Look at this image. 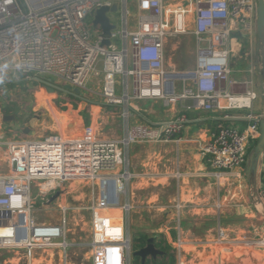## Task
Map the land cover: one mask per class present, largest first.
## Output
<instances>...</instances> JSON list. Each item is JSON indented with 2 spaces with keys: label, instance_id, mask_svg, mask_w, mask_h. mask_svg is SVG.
Here are the masks:
<instances>
[{
  "label": "built area",
  "instance_id": "obj_1",
  "mask_svg": "<svg viewBox=\"0 0 264 264\" xmlns=\"http://www.w3.org/2000/svg\"><path fill=\"white\" fill-rule=\"evenodd\" d=\"M113 4L116 11L107 15L116 27L110 44L101 45V27L93 25L91 12ZM132 6L133 13L129 0H0V264H72L70 248L86 243L68 239L65 216L60 224L38 223L33 216L38 199L58 190L59 197L64 196L65 184L72 181L90 186L89 205L83 206L90 213L87 264H141L139 257L133 262L131 231L123 217L130 205L123 204L122 194L137 178L130 171L128 150L132 144L178 142L188 119L179 115L156 124H129L131 103L189 100L188 109L222 111V118H229L228 109L249 106L254 98L251 91L234 96L224 84L230 82V36L234 31L256 32L257 0H133ZM111 14H118L117 19ZM188 34L195 41V69L166 67V41ZM175 80L181 83L179 92ZM9 84L14 91L7 89ZM67 85L71 91L79 89L80 96L65 92ZM20 89L34 102L42 92L50 105H59L57 96L64 95L61 101L70 98L67 106L87 101L95 92L103 106L123 104L126 124L115 138L100 136L94 123L70 120L64 132L43 136H29L31 129L24 124L2 130L4 114L15 106L18 115L26 111L28 104L14 98ZM247 117L251 123L244 129L218 123L200 149L217 179L233 171L245 173L261 115ZM258 186L264 217V181ZM109 207L120 210L121 228H108L116 224L104 211ZM175 208L173 239L162 232L147 236L157 249L165 251L168 245V252L155 260L148 256L145 264H168L170 255L174 264H189L196 249L226 244L219 225L216 241L201 245V240L187 236L181 228L182 206L175 203ZM67 209L60 207L64 215Z\"/></svg>",
  "mask_w": 264,
  "mask_h": 264
},
{
  "label": "crops",
  "instance_id": "obj_2",
  "mask_svg": "<svg viewBox=\"0 0 264 264\" xmlns=\"http://www.w3.org/2000/svg\"><path fill=\"white\" fill-rule=\"evenodd\" d=\"M175 48L174 44L171 50L175 51ZM227 49L229 50L230 82H226L224 87L237 97L244 96L247 91L255 94L249 106L241 105L228 109L226 112L230 115L229 118H222V111H204L196 107L188 109L187 105L191 103L189 100H178L168 105H164L160 100H136L129 107L131 112L130 119H128L129 124L142 122L156 124L172 120L179 115H185L188 119L178 135L180 137L178 142L132 144L128 150L130 171L137 176L129 185V199H134L138 189L145 188V186L150 187L152 191H149V196L156 201L159 200L162 192L168 195V197H162L167 200L165 203L148 208L149 217L154 220V224L145 228H155L151 232L155 234L162 232L169 236L170 241L174 236L175 220L178 214L175 210V203L182 206L179 212L181 228L185 230L187 236L197 240L201 239L197 238L194 233L205 228V231L208 232L213 228L211 224L213 219H217L219 208H223L224 212L228 210L229 213L243 215L245 222H248L256 234H260L261 228H264L261 225L263 206L252 191L249 182L250 152L255 142H250L248 160L244 165L245 173H241V175H238L237 171H233L217 179L200 153L202 145L214 133L218 123L244 129L251 123V119L247 117L249 114L256 116L264 112V77L262 73L264 54L261 51L257 33L247 35L242 32H232ZM181 62L179 60L178 65L166 62V67L184 70L190 68H183ZM193 62L195 63V56ZM180 90L181 86H177L176 91ZM43 98L49 104V98L45 95ZM223 103L225 104V101ZM87 123L93 124L94 122L88 121ZM138 152L140 154L145 152V159L142 163L137 162ZM263 181L264 149L259 167L258 185H261ZM157 190L163 191L158 192ZM169 190H172L173 193L168 194ZM104 211L116 223L109 225L108 228H121L120 210ZM202 220L210 222L204 223ZM131 225L129 218V228ZM168 248L169 246L166 245L164 253L168 252ZM201 248H206V246L198 249ZM196 254H198L197 251ZM195 257L194 262L196 261Z\"/></svg>",
  "mask_w": 264,
  "mask_h": 264
},
{
  "label": "rangeland",
  "instance_id": "obj_3",
  "mask_svg": "<svg viewBox=\"0 0 264 264\" xmlns=\"http://www.w3.org/2000/svg\"><path fill=\"white\" fill-rule=\"evenodd\" d=\"M129 3L130 10L133 13L135 11L132 6L133 0H129ZM111 16L116 20L118 14H111ZM133 23L134 22H131L132 25ZM174 44L176 47L175 51L171 50ZM194 56L195 41L193 36L189 34L179 35L166 41L165 64L166 62L171 65L177 64L178 61L181 60L183 68L190 67L189 69H195V63L193 62ZM95 81L97 83V80ZM175 82L177 86H181L178 80H175ZM90 86L92 90H97L95 83L90 84ZM8 88L14 91L13 84L7 85V89ZM43 95L42 92L38 93V102H34L31 94L25 89L16 91V93H14V98L21 103L24 101L28 104L26 105V111L23 114L16 115L15 121L3 122L1 129L3 130L4 128L8 131L9 128H12L14 130L17 125L21 126L24 124L31 129L32 133L30 136L36 137L49 134L52 131L64 132V128L67 126V120H70L72 123L76 121L80 124L93 121L94 130L96 128L100 136L115 138L121 135L122 129L126 124L125 118L127 117L124 116L126 111L123 104L117 108L103 106V104L99 103L101 98L95 92L87 95V101L78 100L73 103L72 106H69L70 104L68 106L65 105V101L67 99L70 100V98H66V100L62 99L61 101V97H66L64 95L58 94L57 100L59 105L58 103H52L50 105V102L48 104L46 100L42 99ZM50 106H54L56 114L48 112L47 109H49ZM32 108H34V111ZM128 116L130 119V110ZM148 144L154 143L139 145ZM144 159L145 152H142V154L138 152L137 162L142 163ZM134 180L135 179H132L130 184ZM64 188V196H57L52 201H49V198L53 194L44 197V199H38L35 202L33 216L36 222H46L49 224H60L62 217L65 216V228L70 229V232L67 234L68 239H70V241L80 240L86 243L70 248L69 255L71 262L72 264H87L91 252L87 244L90 240V213L83 206L89 205L90 186L84 181H72L66 183ZM149 191H152L150 187L145 186V188L138 189L134 199H129L128 193L122 194L121 197L123 204L128 203L130 205L129 211L124 213L123 217L128 228L129 218L132 223L130 231L132 237V259L134 263H137V257L134 256V251L145 243L147 236L155 234L151 232V230L155 228H145L154 224V220L149 217L150 211L148 208H153L154 205L159 203H165L167 200L162 197H168L167 194H163V190H157L162 193L159 200L156 201L154 198H150ZM225 191L227 193V190ZM236 192L238 193V190ZM167 193L171 194L173 191L169 190ZM63 205L68 207L65 215L62 214L60 210V207ZM217 216V219H213L212 221L211 225L213 228L208 232L205 231L206 228L204 230H197L194 235L200 238L203 243H206V239L207 241H216L218 232L217 227L219 225V227L225 231L226 237L224 243L226 244L216 243V245L211 244V246L206 248L196 249L198 252L195 257L196 261L189 264H264V228H261L262 232L260 234H256L252 231L248 222H245L243 215L229 213L228 210L224 212L223 208L218 209ZM203 222L210 221L204 220ZM261 225L264 227V217L262 218ZM239 229H241V231H239ZM174 261L173 255H170L168 264H174ZM164 262L166 261L162 263Z\"/></svg>",
  "mask_w": 264,
  "mask_h": 264
},
{
  "label": "water",
  "instance_id": "obj_4",
  "mask_svg": "<svg viewBox=\"0 0 264 264\" xmlns=\"http://www.w3.org/2000/svg\"><path fill=\"white\" fill-rule=\"evenodd\" d=\"M115 12L116 4H113L111 7L101 6L96 10L91 12L93 15V25H100L102 31V40L101 45L110 44V36L112 30L115 29V24L110 22V19L107 15V12ZM256 33L259 40V45L262 53L264 54V0H257V19H256ZM264 56V55H263ZM264 58V57H263ZM263 77H264V61H263ZM65 92L73 94L75 96H80V90L75 88L72 91L67 85L63 89ZM49 93L53 92L52 88H47ZM171 91V90H170ZM19 113V107L15 106L11 113L4 114L2 117L3 122H12L16 120V115ZM28 128L25 129V133H28ZM264 149V112L261 114L259 119V135L257 141L253 145L250 152V163H249V182L251 184V189L254 192L258 200H260L259 192V167L262 158V152ZM60 195V191H56L52 196H50L49 201L54 200L57 196ZM164 254L163 250L157 249L154 246L153 238H147L145 245L141 246L134 251V256L139 257L141 264H145L146 258L150 256L152 259H156L157 256Z\"/></svg>",
  "mask_w": 264,
  "mask_h": 264
},
{
  "label": "bare ground",
  "instance_id": "obj_5",
  "mask_svg": "<svg viewBox=\"0 0 264 264\" xmlns=\"http://www.w3.org/2000/svg\"><path fill=\"white\" fill-rule=\"evenodd\" d=\"M48 97V96H47ZM49 98V97H48ZM44 99V98H43ZM45 100V99H44ZM49 111L50 112H52L53 114H56V112H55V109H54V107L53 106H50L49 107ZM114 209H117V208H106L105 210H114Z\"/></svg>",
  "mask_w": 264,
  "mask_h": 264
}]
</instances>
